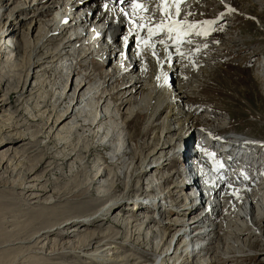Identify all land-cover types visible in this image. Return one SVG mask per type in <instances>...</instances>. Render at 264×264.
<instances>
[{
  "label": "bare ground",
  "instance_id": "obj_1",
  "mask_svg": "<svg viewBox=\"0 0 264 264\" xmlns=\"http://www.w3.org/2000/svg\"><path fill=\"white\" fill-rule=\"evenodd\" d=\"M179 1H0V54L13 52L16 55L11 63L13 66L19 65L22 52L25 51L23 40H16L14 37L18 27H26V30L28 32L31 30L32 33L35 30L30 26L39 24L37 36L42 38L39 51L32 52L26 61L27 66L24 67L27 69L24 74L26 79L22 78L21 88L15 96V101L20 104L26 100L25 85L30 72L35 70V80L29 84L32 88L28 92L30 95L28 99L33 103L30 110L32 112H28L26 118L30 122L40 121L47 110L51 112L45 123L46 129L44 127L43 131L38 129L32 132V137H35L33 144H21L19 147L23 146V150L27 149L30 153L38 146V139L47 130V143H53L52 148L55 151V155H47L39 165H36V168L26 171L19 178L17 175L21 173L14 175V172L21 162L19 158L24 154L18 156L22 150L13 147L24 140L27 134L18 131L16 127L17 129L7 130V136H2L0 139L1 146H4L0 149L2 174L0 180L8 175L13 176L9 184L3 186L12 189L13 193L19 196L20 193L15 192L17 189L20 192L23 190L40 193L25 195L24 192L21 197L22 201L26 202H22L21 205L22 207H29L30 204L40 205L37 215L43 219L37 220L35 225H32V233L26 231L17 233L11 242L3 241V244H0V248L7 247L3 252L9 249L17 251L21 261L19 264L44 259L39 258L38 255L44 253L48 247L50 241L48 236L58 233L66 225L70 227L66 229L65 240L60 243L61 251H51L49 255L55 256L51 259L61 258L66 256L65 253H70L82 257V264H233L234 260L227 251L234 249L244 253L250 248L251 238L255 245L264 251V183H259L261 175L252 173L237 177L235 181V186L243 185L250 190L252 196L254 194L261 197V203L253 205L249 212L241 208V200L238 197L232 193L222 195L215 186L212 187L213 196L203 204L196 195L187 194L180 188V183L175 177L181 172L162 174L176 158L180 160V152L184 150L183 152L186 153V149H189L191 143L183 142L181 145L182 139L184 134L198 122L213 126L197 132L199 143L195 148L216 151L223 142L232 139L239 141L243 146H255V149L264 152L262 141L224 134L228 131L227 127L219 121L216 122L215 119H210L209 113L212 111L209 108L200 105L194 107L186 103L187 100L197 96L188 91L190 85L188 81L192 79L194 66L201 65L199 57L201 58L203 53L209 50V44L201 36L203 32L201 28L205 21L186 20L189 2L183 5L180 17L173 15L178 9L174 4L179 6ZM214 1L220 2L228 11H233L230 0ZM256 3L264 7V0H256ZM7 9L9 12L5 17L6 22L3 23L2 16ZM143 11H150L149 24L141 22ZM40 23L44 27H41L43 25ZM160 25H164L163 29L158 27ZM4 28H6L5 32H3ZM123 29L122 42L118 45L116 40ZM153 32L155 34H152ZM6 38L11 46L5 43ZM47 44L57 48L51 53L44 54L43 50ZM87 47L89 50H86ZM130 47L132 49L128 51ZM92 48L95 51L101 49V52L97 53V59L104 60V63L107 61L108 66L102 74L95 75L93 59H89ZM203 59L208 61V58ZM114 60L115 63H112ZM64 69L66 76L59 82L61 89L56 95L53 92L54 101L48 105L40 95L39 85H43L46 74L51 71L60 74ZM48 86L45 84L44 88ZM63 103L65 106H62ZM25 110L27 112L28 108ZM162 112L164 116L159 122ZM140 114H145V123L142 131L135 138V133L129 131L128 123L133 116ZM156 125L158 127L162 125L160 135L157 132L152 141L147 143L148 133ZM12 131L14 133H11ZM75 131L76 136H73ZM84 137L90 138L88 141L96 140L98 146H101L103 151H107V156L102 160L105 163L109 160V164L103 162L92 165L94 176L87 179L85 187L87 191H92L94 187L97 196L90 202H81L90 195H86L85 187L78 180V175L66 184V188L71 189L64 192L52 190L50 183L40 177H33L45 160L49 159L45 165L46 169L54 170V165L60 166L59 177L62 179L64 168L70 167L73 163L80 164V160H85L82 154L90 153L89 147L79 145L80 138ZM219 138L223 142L218 141ZM134 140L137 141L141 153L136 154L135 151L138 149L130 147V142ZM139 140L144 142L141 143ZM251 142L253 144H250ZM97 147L94 149L95 152L99 151ZM11 154L12 158H9ZM13 159L16 161L13 162ZM204 161L206 159L201 160ZM84 167L85 172L88 164ZM181 167L183 170V166ZM145 177L147 179L143 185L149 188L148 192H153V197L151 194L150 198L144 195L142 199L139 197L134 199V195L130 194L131 189L133 187L136 189V184L141 183L140 181ZM171 179H174L173 183L164 190L163 186ZM49 191L52 193L46 196ZM147 191L144 193L146 194ZM229 196L234 201L233 206H229ZM44 197L46 200L40 203L39 200ZM67 197H72L71 201L64 202V207L70 211V214L56 218L50 223V214L41 212L42 209H48L49 205L60 201L61 198H63L61 201H64ZM52 198H55L54 202ZM104 198L110 199L101 205ZM32 199L35 201L31 202ZM147 204L151 207L156 206L157 209L164 208L160 211L161 216L169 208L172 212L167 213L166 216L171 218L161 223L156 215L151 214V209L145 206ZM111 209H113L111 214L113 218L110 223V218L106 219V216ZM124 209H131L130 215L128 211L124 212ZM90 211H94L89 215L90 217L80 219L79 215ZM135 213L136 220L128 219ZM122 218L124 220L120 222ZM140 220H143V228H139ZM98 221L102 222L99 228L105 230L104 235L99 236L92 232L93 230L85 228L86 225ZM9 222L5 221L7 225ZM79 222L85 223L75 224ZM152 224L159 227L157 233L155 229L153 230ZM108 226L121 228L122 231H117L116 235L124 236L128 240L123 239L124 241L119 242L118 237L112 236L107 231ZM145 231L147 240L154 236L161 237L160 234L164 233V238L170 235L169 241L165 238L162 246L153 245L158 254L151 261L126 260V257L121 256L125 253L126 243H130V239L138 242ZM135 234L139 237L135 238ZM180 237L185 239L181 240ZM157 242L158 240L156 244ZM11 245L17 246L9 248ZM107 252L110 253L109 256ZM259 261H264V255Z\"/></svg>",
  "mask_w": 264,
  "mask_h": 264
},
{
  "label": "rangeland",
  "instance_id": "obj_2",
  "mask_svg": "<svg viewBox=\"0 0 264 264\" xmlns=\"http://www.w3.org/2000/svg\"><path fill=\"white\" fill-rule=\"evenodd\" d=\"M0 1L2 2L4 0H0ZM179 2H180L179 6L177 4H174V6L178 7V9L177 12H174L173 15L174 16L176 15V17L177 16L180 17L181 10L183 9V5L189 2L188 16L186 20L205 21L203 23V27L201 28V32L203 31L201 33V36L202 39L204 41H207V43L209 44V50L205 51V53H203V56L201 58L199 57L201 61V65L194 66L195 68L191 74L192 79L188 81L190 82L189 84L191 85V86L189 85V88L190 87L191 88L190 89L188 88V91L192 94H196L197 96L195 98H191V100L189 101L187 100L186 103L188 105L191 104L194 107H198L200 105L202 107L209 108L210 111H212V113H209V115L211 116L210 119H215L216 122L219 121L221 124H225V126H228L230 130H238L242 134L251 135L255 138V140L258 141L260 140L264 143V7L258 6L256 0H230V3H232L234 9V12L231 13L232 11H228L227 9H225L224 5L214 0H212L211 2L210 0H180ZM7 10L6 12L4 11L5 14L4 16H2L3 23L6 22L5 17L9 12V10L8 11ZM149 13L150 11L141 12V17H140L141 22L146 24H149L151 22L149 19L150 17ZM230 14H232L235 20L233 22H230V24L227 26L228 29H225L224 24H219L217 26L218 23L224 21V19H219L218 15L232 21L233 18L231 17ZM196 15L198 16V19L196 18ZM206 16H208V19H210L209 22H207V20L200 19V17L202 18ZM206 22L208 29H213L215 26H217L216 32L221 31V33L220 34L206 33L204 37V28L206 27ZM213 22H215V24H213ZM38 25L39 24H35L34 26V24H32L30 26L32 30L33 27L35 30L32 33L31 30L28 32L26 30V27L21 26L18 27L17 29L18 31L16 33V36L14 37L16 40L17 39L23 40L22 45L24 48L23 50H25L22 52L23 55L20 58L19 65L13 66L11 64L16 57V55L13 52H9L8 54L7 53L0 54V125L2 129V130L0 129L1 132L0 139L2 138V136H7L6 133L8 131L17 128L19 129L18 131H22L27 134L24 140L19 141L13 147L22 150L18 154V156H20V154L21 155L24 154L19 158L21 162L17 167V170L14 172V175H17L19 172L21 173V175H17V177L19 178H21V176L25 174L26 171L32 168H36V165H39L41 163V160L45 158L47 155L49 154L55 155V151L52 148L53 143L50 144L47 143L48 141L46 139L47 130H45L46 129L45 123L51 111L47 110L46 113L44 114L43 119H41L40 121L30 122L26 118L28 112L30 113L32 112L30 110H32L33 103L32 100L28 99L30 96L28 95V92L32 88V86H30L29 84H32L33 81L35 80V70L33 72L32 71L30 72L28 82L25 85L26 100L22 101L20 104L17 101H15V96L17 95V92H19L21 88V82L23 79L24 80L26 79V76L24 75L26 74V70H27L26 68H24L25 66H27L26 61H28L29 55L32 52L35 51L38 52L39 47L41 46L42 38L40 36H37ZM40 25L43 24L40 23ZM7 26L8 25H6V28ZM41 27H44V25ZM6 28L3 29V32H5ZM123 28L125 29V27ZM235 28H237L236 31ZM124 29L122 30V33L118 35V39L116 40V44L118 45L121 44L122 42L121 39L123 38L122 34ZM214 41H218V42H214ZM5 43L11 46V44L7 41V38L5 40ZM124 45H126V42L124 43ZM45 47L46 48L43 50L44 54L51 53L57 48L54 45L52 46L48 44ZM130 49L132 48L130 47L128 51H131ZM86 50H89L88 47L86 48ZM94 51L95 50L92 48V54L89 56L90 57L89 59L94 58L93 68L95 69V75L100 73L102 74L105 72L104 71L105 67L108 66L106 63L107 61L104 63L103 60L102 64L104 65H101V63L97 61V57H98L97 53H99V51L101 52V49H98V51L95 52ZM227 53L228 55H231L230 53H232L231 59H229L230 56L225 58ZM203 58H208V61L207 59H203ZM227 59H229V61L224 62ZM112 63H115V60ZM60 74H58L57 72L55 73V71H51L50 73L45 75L46 80L44 79L45 81L43 85H39V87L41 88L40 95L41 97H44L48 105L52 104V102L54 101L55 96L52 98L53 92L55 93L54 95H56V93L60 91L61 87L59 86V82L63 77L66 76V70L64 69ZM101 77H103V75H101ZM45 84L49 86L47 88H44ZM66 102L68 101L66 100ZM63 105L65 106V103H63L62 106ZM26 108H28L27 112L25 110ZM161 114L162 115L158 119L159 122L162 120L164 116V112H162ZM145 117H146L145 114H140V116L138 115L133 116L131 118L130 123H128L129 131L135 133V138L142 131L143 125L145 123ZM228 118H230V120ZM227 121H230L229 124H226ZM212 126L213 125H209V124L204 125L201 122L196 123L191 129H189L188 133L184 134L181 145L183 144V142L185 144H187L188 142L192 144L193 141L197 142L198 144L199 135L197 134V132L205 129V127H212ZM44 127H45L44 129L45 134L38 139V146L32 149V151L30 152L31 154L28 153L29 151L27 149L23 150L24 149L23 146L19 147L21 144H33L32 142L35 140V137H32L33 136L32 132L37 131L38 129H42L43 131ZM161 127L162 125L160 127L156 125L152 127V129H150L146 139L147 143H150L152 141L153 136L157 135V132L158 135H160L162 129ZM11 133H14V131H12ZM73 136H76V131L73 134ZM89 139L88 138L86 139V137H84L83 139L80 138L81 141H79V145L80 146L85 145L86 147H89L90 153L86 155L82 154V158L84 157L85 160L84 161L80 160L81 161L80 164L73 163V165H71L70 167L64 168V170L62 171L63 172L62 179H60L59 177L61 171L60 166L57 167L53 164L54 170L46 169L45 165L49 161V159L45 160V163L42 164V166L37 170L36 173H34L33 177L34 176L40 177L42 178V180H45L48 183H50V185L52 186V187L50 186L52 190L55 189L58 190L59 192H64L67 189H71L69 187L66 188V184L70 180H72L76 175H78V180L85 187V184L87 183V179L92 178L94 176V172L92 171V165L94 163H97L98 165L102 164L104 162L102 158L107 156V151H103L101 149L102 147L98 146L96 140L88 141ZM140 142L142 143L144 141L142 140ZM1 143L2 141H0V149L4 148L3 145L1 146ZM191 144L189 145V147L191 146ZM138 146L139 145H137L136 140L130 142V147H132L133 149L136 148L138 149ZM96 147L97 149H99L98 152L94 151ZM186 150L189 151V149ZM187 151L186 154L188 153ZM135 152L136 154H138V152L141 153L139 149ZM263 153L262 155H264ZM9 158H12V154ZM15 161L16 159H13V162ZM85 164H88V169H86V171L84 172ZM97 164L95 165L98 166ZM104 164H109V160H107V163L104 162ZM181 166L182 165L180 163V160L176 158L175 161L172 163V165L168 168V170L162 172V174L169 175L175 171L181 172L182 171ZM82 172L84 173L82 174ZM11 179H13V176L8 175L7 177L2 178L0 180V244H3V241L11 242L12 240L15 239V235L17 233L24 231L32 233L33 231L32 225H35L37 220L39 221V219H43L39 215H37L38 214L37 210L40 205L30 204L29 207L26 206L22 207L21 203L26 202V201H22V197H21L24 195L25 191L22 190L20 192V190L18 189L15 190L16 193H20L19 196L13 193L12 189L5 188L3 186L5 184L8 185ZM146 179H147L146 177L144 179L142 178V180L140 181L141 183L136 184V189H134L135 187L131 189L132 192L130 194L134 195L133 196L135 197L134 199H136L137 197L142 199L143 198L142 196L144 195L150 198L148 195H151L152 193L148 192L147 190H149V188H146L143 185L146 182ZM173 181L174 179H171V181H169L166 185H164L163 186L164 190H166L173 183ZM133 185H135L134 182ZM84 189L86 195H90V197L83 198L82 199L83 201L81 202H90L91 200L96 199L97 193L94 192V187L92 188V191H87L86 187ZM74 190L75 189H73V191ZM145 191H147L146 194L144 193ZM51 193L52 191H49L46 196L50 195ZM26 194L37 195L40 193H37L36 191H28L25 192V195ZM259 196L260 195L254 197L258 198ZM71 198L72 197H67L66 200L64 201H61L63 199L61 198L60 201L58 202H54L55 198H52V202L54 203L49 205L48 209H42L41 212H46V214H50V220H49L50 223L54 222L56 218L68 216L70 214V211L66 207H64V202L71 201ZM109 199L110 198H104L101 205L105 204L107 201H109ZM44 200H46L45 197L39 200V202L41 203ZM34 201L35 199L31 200V202ZM127 211L128 214L130 215L131 209L128 210L124 209V212ZM93 212L94 211L86 212L85 214L79 215V217L80 219L81 218L85 219L86 217H90L89 215H91ZM112 212L113 209H111V211L106 216V219L110 218L109 221L110 223L112 222V218H113V215L111 216ZM136 213L134 214V216L129 217L128 219H131L132 221L136 220L137 218L135 216ZM79 217L76 219L78 220ZM124 218H126V216H124ZM167 218H171V216H166V212H165L161 216L162 219L161 223H165ZM6 220L10 221L8 224L9 226L5 223ZM123 220L124 219L122 218L120 222L121 221L123 222ZM142 221L143 220L138 221V223L140 224L139 228L144 227ZM84 223L85 222H79L75 224L84 225ZM100 225L102 226V222L98 221L86 225L85 228H89V230L91 231L93 230L92 232L100 236L101 234L104 235L105 233V230L103 228L102 229L99 228ZM151 226H154L153 230L155 229L154 231H156L157 233L159 227L155 226L154 224H152ZM67 227L70 226L68 225L63 226L58 233H54L53 235L48 236V240H50L48 247L44 250V253L38 255L39 258H44V259H37L38 260L37 262L35 260H31V261H26L24 263L25 264H61V263L82 264L81 263L82 257L78 255L65 253L66 256L57 259H51L55 256L49 255L50 252L53 250H58L59 252L61 251L60 243L65 240V235L67 234L66 233ZM107 231L110 232L112 236L118 237L119 242L124 241L123 239L128 240V238L126 237L124 238V236L119 237L116 235L117 231L118 232L122 231L121 228L119 229L117 227L108 226ZM112 231H114L115 233H113ZM137 232L138 230L136 231V233ZM137 235L138 234H135L134 237L135 238L139 237V235L138 236ZM160 235L162 239H159L161 237L154 236V237H150L147 240L146 239L147 233L145 231L144 234L140 236L141 238H139L140 240H138V242L130 239V243L128 242L126 243L125 253L121 254V256L126 257V260H131L135 262H137V260H144V261L153 260L155 256L158 254V252L156 253V250L154 249L153 245L155 247H158L159 245L162 246L161 244L165 243L164 241L165 238H167L169 241L170 235L165 238H164V233H161ZM157 240H158L157 242L158 244H156ZM252 240L253 238L249 240L250 248L247 249L244 253L242 252L240 253V251L234 249H232L231 251H227V254L230 256V258L234 260L235 264H264V261H259L260 258L263 257L264 251L260 250L261 248L255 245L256 243ZM16 246L17 245H11L9 248ZM6 248L7 247L0 248V264H19V262L21 261L17 251H11L9 249L7 252H3ZM233 251H235L236 253ZM108 253L109 252H107L106 254L109 256L110 253L109 254Z\"/></svg>",
  "mask_w": 264,
  "mask_h": 264
},
{
  "label": "snow or ice",
  "instance_id": "obj_3",
  "mask_svg": "<svg viewBox=\"0 0 264 264\" xmlns=\"http://www.w3.org/2000/svg\"><path fill=\"white\" fill-rule=\"evenodd\" d=\"M160 29H163V27H164V25H160V26H158ZM172 29H169V31H171ZM150 32H151V30H150ZM152 34H155L154 32L152 33ZM162 43H163V41H162Z\"/></svg>",
  "mask_w": 264,
  "mask_h": 264
}]
</instances>
